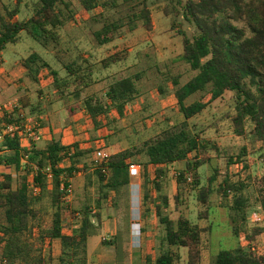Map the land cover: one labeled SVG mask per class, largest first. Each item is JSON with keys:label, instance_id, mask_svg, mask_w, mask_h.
Instances as JSON below:
<instances>
[{"label": "trees", "instance_id": "trees-1", "mask_svg": "<svg viewBox=\"0 0 264 264\" xmlns=\"http://www.w3.org/2000/svg\"><path fill=\"white\" fill-rule=\"evenodd\" d=\"M31 1L32 13L27 20H14L23 0H16L14 10L0 13V57L8 45L20 42L22 33L45 50H58L63 30L80 21L71 0ZM78 1L88 13L103 10L95 17L102 27L93 31L100 48L113 44L124 29L134 33L139 24L153 31L150 0ZM163 13L171 30L182 39L183 53L178 60L194 74L184 84L180 76L170 78L182 122L165 116V126L154 136L111 154L107 161L94 159L89 165L83 161L96 151L83 150L79 143L64 145L53 139L45 147L31 143L29 149L24 148L23 110L17 109L3 120L21 128L14 138H6V149H0V168L9 166L16 175H0V210L5 217V224L0 225V264H88V242L101 225L103 205L130 189L133 166L139 168L142 180L141 219L149 221L152 214L158 220L157 245L154 252L148 249L145 264H178L180 249L187 250V264H203L204 236L214 230L212 218L216 219L222 208L233 214L232 230L238 240L243 239L240 223H248L256 213L262 216V223L248 227L243 235L246 245L239 241L236 248L219 251L211 264H264V254L252 250L264 234V0H168ZM185 25L194 30L192 35L183 29ZM127 57L114 52L101 61V70H109ZM60 63L65 77L37 53L23 66L26 76L36 83L43 70L49 69L45 78L52 80L55 100L82 102L95 131L109 129L130 116L141 96L142 72L114 80L102 94L90 93L95 64L79 56ZM159 91L165 93L161 87ZM227 94L231 96V112L224 117L232 124L235 136L246 141L236 157L229 156V165L236 159L248 168L246 159L259 158L263 169L253 183L234 182L228 173L220 180L221 171L212 156L220 149L205 137L207 130L193 122ZM194 96H200L199 100L187 104ZM203 168L208 171L206 179L200 172ZM76 173L84 176L86 190L96 188L95 200L85 197L72 205ZM32 186L39 190L38 195L33 194ZM188 196H194L202 208L197 218L206 221V227L182 213ZM45 199L50 202L51 215L38 207ZM67 223L70 233L65 232ZM141 233L148 231L142 226ZM54 243L60 246L58 258L53 259L51 253L44 257L43 247L51 248ZM102 244L115 247L119 264V239Z\"/></svg>", "mask_w": 264, "mask_h": 264}, {"label": "rangeland", "instance_id": "rangeland-1", "mask_svg": "<svg viewBox=\"0 0 264 264\" xmlns=\"http://www.w3.org/2000/svg\"><path fill=\"white\" fill-rule=\"evenodd\" d=\"M71 1L74 12L80 21L70 24L63 30L62 41L58 50H45L26 33H22L20 42L8 45L2 53L1 58L4 63H2L0 70V96L4 94L7 98H3L1 103H17L18 109L23 110L22 114L27 119L28 129H31L32 133L34 129L43 127L38 131V134H35L38 138L34 140V143L39 147H45L44 138L48 135L46 130L49 129V134L64 145H72L77 142L82 145L81 149L89 150L88 147L97 142L100 148L111 154L125 150L132 144L140 143L157 134L161 127L165 126L163 121L165 116L175 123L182 122L184 118L178 111L170 78L180 76L181 83L184 84L194 74L187 64L178 60L183 53V44L181 37L171 30L170 20L163 13V8L168 0H150L149 2L152 10L153 31H146L141 24L134 33L124 29L123 34L113 44L103 48L98 46L93 36V31L102 27L101 24L95 22V17H98L103 10L98 9L96 12L88 13L84 11L78 0ZM32 4L33 1L31 0H23L20 14L14 20H27L32 13ZM15 7L16 0H0V13L3 15L8 10H14ZM239 26L243 25L240 24ZM183 29L189 35L194 33V30L187 25ZM114 52L128 55L127 60L109 70H101V61ZM33 53L39 54L62 77H65L66 73L60 61L68 63L79 56L94 63L95 83L90 88V93L102 94L114 80L142 72L143 78L139 85L141 96L135 102L129 117L119 121L109 129L95 131L90 118L81 110L84 108L82 102L55 100L54 91L51 89L52 80L45 78L49 69L43 70L38 83L26 76L27 70L23 66V62ZM160 87L165 90L164 94L160 93ZM199 98L200 96H194L187 101V104H191ZM230 101L231 96L227 94L223 100L215 102L203 115L196 117L193 122L201 124L207 130L205 137L214 141L220 149V153L212 152V156L215 157V162L221 171L220 180L222 181L223 176L228 173L234 182L253 183L255 177L263 169L259 158L253 156L246 159L248 168H243V165L238 163L236 159L233 160L234 165H229V156L236 157L246 144L244 139L235 136L232 124L224 117L226 113L231 112ZM39 118L43 122H40ZM94 159V155L89 156L84 159L83 164L91 165ZM181 168L182 166L178 165V169ZM11 171L13 172L12 169L0 168V175L9 174ZM200 172L206 179L207 169L203 168ZM137 182L141 186L142 180L139 177ZM85 185L84 176L75 175L74 194L71 198L72 205H78L85 197L91 201L95 200L96 188L86 190ZM174 185L173 180L171 187H175ZM142 194L141 188L131 186L129 190L120 195H114L110 201L103 205L101 225L96 231V235L88 243V264H117V250L113 246H104L102 244L104 241L114 242L119 239L121 247L119 264L124 263L123 259L126 256L130 258L134 254L137 255L146 251L143 248L144 234H142L141 245L138 248H134L132 235V211L133 208L141 209ZM253 204L256 205L254 200ZM38 207L42 208L45 215H51L52 209L49 200L45 199ZM200 210L202 208L197 204L194 196H188L184 199V205L181 207L182 213L191 221L206 227V221H198L197 215ZM219 211L216 219L215 217L212 218L216 223L214 230L209 235L204 236V256L207 263H212L219 251L236 248L239 241L246 245L243 240L244 233L254 224L262 223V216L257 213L251 216L248 223H240L239 228L242 230L240 235L243 239L238 240L232 230L231 217L233 214L225 208ZM138 216L137 214L134 215L135 224L140 219ZM148 220L140 219V223L148 231L147 237L151 240L150 244L152 242L155 244L153 248H150L154 252L157 241L152 240L157 238L158 220L152 214ZM3 224H5L4 212L0 210V225ZM65 232L68 233V231ZM136 233L140 234L141 232L138 233L137 231ZM253 246L258 247L260 252L264 254V236L257 238V242ZM50 253L53 259H57L60 255V248L58 246H53V248L44 246L43 256L47 258ZM153 255H157V252ZM178 264H182V262Z\"/></svg>", "mask_w": 264, "mask_h": 264}, {"label": "built area", "instance_id": "built-area-1", "mask_svg": "<svg viewBox=\"0 0 264 264\" xmlns=\"http://www.w3.org/2000/svg\"><path fill=\"white\" fill-rule=\"evenodd\" d=\"M1 68H2V62L0 60V70H1ZM17 109H18V105H17V103H14V102H8V103H1L0 104V122H1L0 149L1 150L6 149L4 146V142H5L6 138L7 137L8 138H14L16 133H18L20 128H21V126L18 124H7V123L3 122V120L6 118V116L8 118H10L11 115H13ZM22 117L25 118L24 114H22ZM24 129L25 130H24V134L22 135L21 142H22V145L24 148L29 149L31 147V143H34V140L38 138V136H36L35 134H38V131L42 128L34 129V132L32 133L31 129H28V123H27V119H26ZM109 157H110V154L105 152L102 148H100V146L98 148H96V152L94 155L95 160L107 161L109 159ZM1 168L11 169V167H9V166H2ZM9 174H11L13 177H16L14 171L13 172L11 171ZM130 174H131V176L135 175V176L139 177V168L136 166H133L130 170ZM31 188H32L34 195L39 194V190L36 187L32 186ZM69 192H71V191H69ZM131 194L133 195V193H131ZM133 202L135 203L134 197H133ZM137 206L139 207L140 205H137ZM132 207H133V203H132ZM132 214H133L132 235H134V229L136 227L138 228L139 233L141 231V227H142L141 223H140L141 209L139 210V208H137V209L133 208ZM135 214H137V216L139 214L138 218H140L137 224H135V222H134V215ZM66 228H68V223H67V225H65V229ZM141 235H142V233H141ZM252 250L254 252H256L257 254L262 255V253L260 252L258 247L253 246Z\"/></svg>", "mask_w": 264, "mask_h": 264}, {"label": "crops", "instance_id": "crops-1", "mask_svg": "<svg viewBox=\"0 0 264 264\" xmlns=\"http://www.w3.org/2000/svg\"><path fill=\"white\" fill-rule=\"evenodd\" d=\"M1 57H2V55H1ZM0 57V60H1V62L2 63H4L3 62V60H2V58ZM3 98L5 99V98H7V96L6 95H1L0 96V103L2 102V100H3ZM82 111H83V109H81ZM84 112V111H83ZM46 132H48V135L47 136H45V138H44V140L46 141V144L47 143H49V142H51L53 139H55L51 134H49L50 133V130L49 129H47L46 130ZM43 140V141H44ZM74 143H77V142H74ZM73 143V144H74ZM80 144V143H79ZM96 145H97V147H96ZM90 146V145H89ZM80 147H82V145L80 144ZM87 147H88V145H87ZM99 147V145L97 144V142H95V143H92L91 144V146L90 147H88V148H90V149H94V148H98ZM129 148V147H128ZM89 149V150H90ZM105 152H107L106 150H104ZM119 152V151H118ZM115 153H117V152H114V153H111V154H115ZM109 154V153H108ZM110 154V155H111ZM139 174H140V171H139ZM132 177V180H133V183H132V187L133 186H136L137 188H140V184L137 182V180H138V176H135V175H132L131 176ZM139 191H140V189H139ZM140 200H141V198H140ZM201 227H203V226H201ZM65 231H68V233H70V231H69V228H67V229H65ZM138 231V233H139V230L137 229V227L134 229V237H133V244H134V248H138L140 245H141V241H142V235H141V233L140 234H137L136 232ZM141 232V231H140ZM147 235H148V233H145L144 234V240H143V248L146 250V251H142L141 253H139V254H137V255H133L132 257H130L129 259H128V264H145V260H146V256H147V251H148V249L150 250V248H153L154 247V243L152 242V244H150L151 242V240H150V238H148L147 237ZM264 236V234L263 235H261V236H259L258 238H260V237H263ZM91 239V238H90ZM152 241H155L156 242V239L154 238ZM89 243V242H88ZM138 244H140V245H138ZM53 246H58L59 248H60V246H59V244H57V243H54L53 245H52V248H53ZM52 252V251H51ZM60 253H61V250H60ZM88 253H89V249H88ZM180 254L182 255V259H181V262H182V264H187V261H188V255H187V250L186 249H180ZM203 264H211V263H207L206 261H205V256H204V253H203Z\"/></svg>", "mask_w": 264, "mask_h": 264}]
</instances>
